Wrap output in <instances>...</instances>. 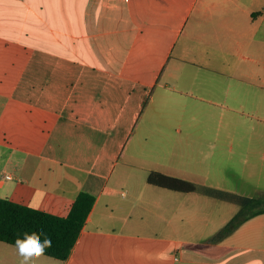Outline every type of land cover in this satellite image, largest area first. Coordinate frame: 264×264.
Here are the masks:
<instances>
[{
    "label": "crops",
    "instance_id": "0c3cea01",
    "mask_svg": "<svg viewBox=\"0 0 264 264\" xmlns=\"http://www.w3.org/2000/svg\"><path fill=\"white\" fill-rule=\"evenodd\" d=\"M263 56L264 0H0V197L65 216L95 196L69 256L37 264H264V212L211 242L237 205L117 162L152 92L210 99L184 71L241 76Z\"/></svg>",
    "mask_w": 264,
    "mask_h": 264
},
{
    "label": "rangeland",
    "instance_id": "374dc122",
    "mask_svg": "<svg viewBox=\"0 0 264 264\" xmlns=\"http://www.w3.org/2000/svg\"><path fill=\"white\" fill-rule=\"evenodd\" d=\"M245 68L248 74L241 76L239 70L219 76L184 71L185 80L179 79L178 85L186 90L205 86L204 96L210 99L180 95V101L161 102L152 92L119 152L118 165L127 160L173 171L201 185L264 198V68L255 62ZM248 80L254 82L243 83ZM136 186L141 187L129 184L138 190Z\"/></svg>",
    "mask_w": 264,
    "mask_h": 264
},
{
    "label": "trees",
    "instance_id": "16d2710c",
    "mask_svg": "<svg viewBox=\"0 0 264 264\" xmlns=\"http://www.w3.org/2000/svg\"><path fill=\"white\" fill-rule=\"evenodd\" d=\"M151 184L181 191H197L208 197L227 201L239 207L212 237L216 242L229 234L241 223L256 214L264 212V198L233 193L220 188L201 185L180 177L151 171L147 176ZM95 202V196L88 191H80L71 204L67 215H57L38 209L10 198L0 197V241L15 245L18 236L24 232H43L51 238L52 247L45 255L56 259H66ZM44 236H41L43 239Z\"/></svg>",
    "mask_w": 264,
    "mask_h": 264
},
{
    "label": "clouds",
    "instance_id": "9594fccd",
    "mask_svg": "<svg viewBox=\"0 0 264 264\" xmlns=\"http://www.w3.org/2000/svg\"><path fill=\"white\" fill-rule=\"evenodd\" d=\"M41 236H44L41 239ZM52 247L51 238L42 231L24 232L15 240V250L19 257V264H37L45 255L46 249Z\"/></svg>",
    "mask_w": 264,
    "mask_h": 264
},
{
    "label": "built area",
    "instance_id": "2783aa9c",
    "mask_svg": "<svg viewBox=\"0 0 264 264\" xmlns=\"http://www.w3.org/2000/svg\"><path fill=\"white\" fill-rule=\"evenodd\" d=\"M6 177H7V178H10L11 176L8 174V175H6Z\"/></svg>",
    "mask_w": 264,
    "mask_h": 264
},
{
    "label": "bare ground",
    "instance_id": "6f19581e",
    "mask_svg": "<svg viewBox=\"0 0 264 264\" xmlns=\"http://www.w3.org/2000/svg\"><path fill=\"white\" fill-rule=\"evenodd\" d=\"M264 197V196H263ZM260 214V213H259ZM235 215V214H234ZM250 218V217H249Z\"/></svg>",
    "mask_w": 264,
    "mask_h": 264
}]
</instances>
